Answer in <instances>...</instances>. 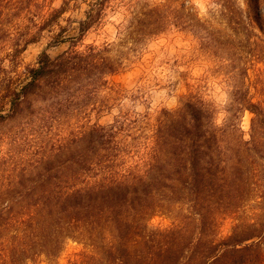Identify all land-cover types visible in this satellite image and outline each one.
<instances>
[{
  "label": "trees",
  "instance_id": "16d2710c",
  "mask_svg": "<svg viewBox=\"0 0 264 264\" xmlns=\"http://www.w3.org/2000/svg\"><path fill=\"white\" fill-rule=\"evenodd\" d=\"M41 1L0 0V125L23 117L21 131L31 137V166L38 180L27 194L31 202L17 213L24 217L0 220V228H46L55 242L51 251L58 248L59 238L70 235L87 239L94 250H121L142 264H172L170 252L185 250L207 255L196 263L219 264L221 253L238 251L237 231L221 240L219 221L236 213L241 184H254L253 154L264 158V101L254 103L248 93L241 99L236 89L232 108L237 113L221 124L210 105L193 95L179 109L163 110L156 118L121 117L108 126L83 123L120 100L112 78L130 62L128 53L120 50L128 41L137 47L168 25L201 37L203 20L184 4L187 15L167 4L126 0L121 42L82 49L79 43L112 8L110 0H95L78 23L76 37L63 31L54 37L55 46L70 43L68 50L54 58L43 52L36 66L24 67L21 56L28 46L58 25L64 14V7ZM212 1L225 9V0ZM42 6L45 12L38 14ZM258 7L259 0L248 1L255 15L251 22L260 25L264 15ZM14 18L31 23L15 24ZM136 50L128 48L129 53ZM243 111L254 116L248 140L238 121ZM62 157L66 159L59 162ZM175 203L189 205L192 217L185 216L169 230H152L150 220L175 210ZM11 210L0 209V219ZM24 237L16 239L22 244ZM0 244V264H12L8 253L17 244L9 239ZM144 251L147 258L135 255ZM161 256L166 257L158 260Z\"/></svg>",
  "mask_w": 264,
  "mask_h": 264
},
{
  "label": "rangeland",
  "instance_id": "374dc122",
  "mask_svg": "<svg viewBox=\"0 0 264 264\" xmlns=\"http://www.w3.org/2000/svg\"><path fill=\"white\" fill-rule=\"evenodd\" d=\"M93 1L95 0H42V4L46 3L56 9L64 7V14L58 25L45 30L38 42L28 46L21 56L23 66H36L43 52L54 58L68 50L70 43L55 46L54 37L62 31L68 37H76L78 23L84 20ZM125 1L110 0L112 8H107L101 25L86 34L79 43L80 48L91 44L103 46L121 42L122 24L128 16V12L122 7ZM140 1L142 4H167L185 15L188 10L194 9L205 24L204 29L199 31L202 35L198 37L189 30L175 29L168 25L162 34L137 47L129 45L134 44L132 40L128 41L120 50L128 53L130 62L123 72L112 78L121 92L120 100L100 115L92 113L83 123L108 126L115 124L121 117L142 119L149 115L156 118L163 110L179 109L193 95L210 105L214 118L221 124L232 118L233 113H237L232 108L236 89L242 94H239L241 99L247 98L248 93V98L254 103L264 101V21L260 25L251 22L255 15L249 11V0H225V9L221 10L212 0ZM182 4L188 10H183ZM43 7L38 10V14L40 11L44 14ZM258 8L264 15V0H259ZM12 22L22 25L31 23L27 18H14ZM37 22L42 23V20L38 19ZM128 48L137 50L129 53ZM239 115L240 127L248 140L254 116L249 111H243ZM24 126L23 117L0 125V209L9 206L12 209L9 213L4 212L0 220L14 216L24 217L17 213L21 208L25 210V206L31 202L27 194L38 181L35 180L36 172L31 166V137L21 131ZM261 142L264 144V140ZM253 157L256 169L254 184H241L242 196L236 213L222 216L219 221V238L226 239L237 231L241 245L238 251L228 249L221 253L219 264H264V158L258 154H253ZM65 159L62 157L59 162ZM53 161L55 166L59 165L57 160ZM174 208L175 210L157 214L150 220L149 227L152 230H169L178 222L185 221V216L192 217L189 205L175 203ZM18 230L15 232L14 227L0 228V243L3 239H9L17 244V248L8 253L12 264H118V260L142 264L134 262L140 259L131 258L121 250L113 254L94 250L87 239L72 238L70 235L59 238L58 248L51 251L55 242L48 229L42 228L34 232L33 228L22 226ZM23 235L25 237L21 244L16 236ZM0 249L4 250L1 244ZM147 254L145 251L135 252L136 256L146 258ZM203 256V252L192 253L185 250L170 252L167 257L174 261L172 264H176L175 260L179 258H182L179 264H199L196 260ZM161 257L158 260H164L166 256ZM186 259L191 262L186 263Z\"/></svg>",
  "mask_w": 264,
  "mask_h": 264
}]
</instances>
